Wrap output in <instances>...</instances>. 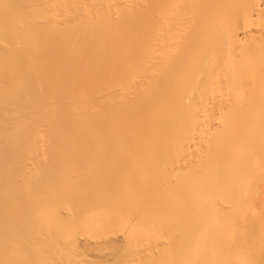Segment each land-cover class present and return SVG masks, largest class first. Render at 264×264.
Segmentation results:
<instances>
[{
  "label": "bare ground",
  "instance_id": "1",
  "mask_svg": "<svg viewBox=\"0 0 264 264\" xmlns=\"http://www.w3.org/2000/svg\"><path fill=\"white\" fill-rule=\"evenodd\" d=\"M161 1L0 0V164L20 154L16 145L31 141L105 142V148L94 147L99 156L127 140L165 144L180 154L177 166L186 168L197 202L214 193L224 197L208 205L219 227L210 237L223 241L227 257L239 256L242 264L247 250L236 247L252 238L246 242L248 232L242 238V229L233 227L242 217L237 195L247 189L249 170L264 172L256 158L264 140V94L255 91L264 76L256 79L253 72L264 70V52L258 57L264 29L234 24L225 33L227 52L192 56L200 33H174L176 3L164 2V18ZM260 1H250L247 12L264 15ZM251 5L260 6L258 13ZM213 39L208 34L200 45ZM180 42L185 46L175 54ZM181 61H187L186 86L200 75L216 85L246 75L247 94L160 92V77L169 79Z\"/></svg>",
  "mask_w": 264,
  "mask_h": 264
},
{
  "label": "rangeland",
  "instance_id": "2",
  "mask_svg": "<svg viewBox=\"0 0 264 264\" xmlns=\"http://www.w3.org/2000/svg\"><path fill=\"white\" fill-rule=\"evenodd\" d=\"M176 1L162 0L159 17L169 14L165 13L168 2L176 3L174 33H182L183 28L187 34L200 33L192 56L227 52L225 33L234 24L264 29V15L247 12L252 0ZM258 7L252 13H258ZM165 30L162 23L161 31ZM208 34L214 35L213 41L201 46ZM184 46L178 43L173 52ZM185 63H178L169 79L160 77V92L173 96L194 92L206 98L247 94L251 79L246 75L218 85L194 75L193 84L186 86ZM253 72L256 79L264 76L263 69ZM255 91L264 94V85ZM97 142L93 146L76 140L74 146L73 142H23L16 145L20 154L1 162L0 264H238L239 256L228 258L224 242L210 237L219 227L213 223L218 219L210 218L208 205L224 197L214 193L197 202L186 168L177 166V150L127 140L99 156L95 148L108 144ZM257 148L256 158L264 165V140ZM247 185L237 195L243 218L233 227L237 233L242 229L241 237L247 231L245 240L252 238V243L249 249L250 241L244 245L238 241L242 248L235 246L247 250L242 264H264V172L249 170Z\"/></svg>",
  "mask_w": 264,
  "mask_h": 264
}]
</instances>
